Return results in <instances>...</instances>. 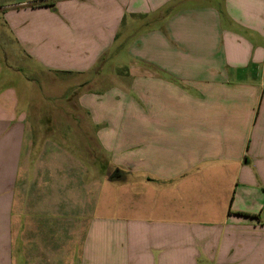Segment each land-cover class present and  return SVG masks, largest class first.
Here are the masks:
<instances>
[{
  "label": "crops",
  "instance_id": "crops-1",
  "mask_svg": "<svg viewBox=\"0 0 264 264\" xmlns=\"http://www.w3.org/2000/svg\"><path fill=\"white\" fill-rule=\"evenodd\" d=\"M0 29L82 112L39 133L0 50V264H264V0H15Z\"/></svg>",
  "mask_w": 264,
  "mask_h": 264
},
{
  "label": "rangeland",
  "instance_id": "rangeland-1",
  "mask_svg": "<svg viewBox=\"0 0 264 264\" xmlns=\"http://www.w3.org/2000/svg\"><path fill=\"white\" fill-rule=\"evenodd\" d=\"M15 0H0V4H7L10 2H14ZM2 29V27H1ZM0 29V30H1ZM5 33V31H4ZM6 36V34H5ZM4 38H0V50L5 56L6 62L10 65H14L20 68L21 79L18 80L16 76V83L19 82L18 90L20 91V96L22 98H26L28 95V91L26 92L23 86V82L27 83L32 81V88L28 87L30 96L34 100V108H30L29 110V122L34 125L37 131L40 133L39 128L46 134H49L48 137L55 139V132L59 128L61 132L66 134V138L68 141L66 142L68 145L73 146L74 142H71V138H74L76 135L74 134L76 131L74 128L77 126L78 122L75 118L78 116V113H82L81 111L78 112L76 106L72 103H68L64 101L67 95H71L70 89H67V81L60 80V76L57 75H41L40 73H36L32 70H29L28 67L31 65V61L28 58H21L20 60L17 59V53L13 56L11 50L16 49L14 43L9 41L10 39L7 36ZM116 58L119 60L116 63L121 64L122 55L119 52L116 54ZM113 61V60H112ZM113 62L107 63L106 67H112ZM59 77V78H58ZM18 83V84H19ZM31 83V82H29ZM29 86H31L29 84ZM27 87V85L25 86ZM74 106V107H73ZM37 113V115L35 114ZM64 113H67V116L64 117ZM82 121V120H81ZM86 125V123H85ZM87 126V125H86ZM83 127V126H81ZM59 135V134H57ZM79 145L76 149H80L81 146L89 145L91 148L95 145L93 143L94 133L91 126H87L85 129L84 134H79ZM41 138V137H39ZM95 140V139H94ZM55 141V140H54ZM96 151V150H95ZM98 152V151H96ZM101 153V165L100 172L103 175L107 176L111 174V169L107 166L106 161L108 160V155L103 150L100 151ZM107 158V159H106ZM100 165V163H97ZM119 175V174H118ZM121 178V176L119 175ZM118 177V178H119ZM119 216V214H118Z\"/></svg>",
  "mask_w": 264,
  "mask_h": 264
}]
</instances>
